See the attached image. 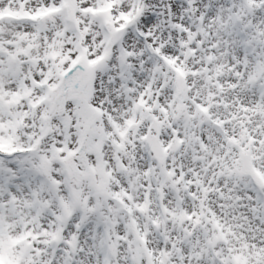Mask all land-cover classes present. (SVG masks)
Instances as JSON below:
<instances>
[{"label": "snow or ice", "instance_id": "6c2138e0", "mask_svg": "<svg viewBox=\"0 0 264 264\" xmlns=\"http://www.w3.org/2000/svg\"><path fill=\"white\" fill-rule=\"evenodd\" d=\"M0 264H264V0H0Z\"/></svg>", "mask_w": 264, "mask_h": 264}]
</instances>
